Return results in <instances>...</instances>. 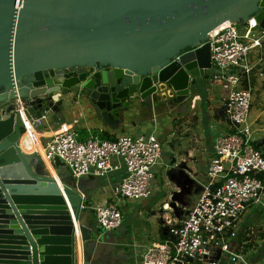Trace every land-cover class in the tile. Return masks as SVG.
<instances>
[{"label": "water", "instance_id": "water-1", "mask_svg": "<svg viewBox=\"0 0 264 264\" xmlns=\"http://www.w3.org/2000/svg\"><path fill=\"white\" fill-rule=\"evenodd\" d=\"M254 15L264 28V0H0V95L19 79L36 119L69 94L103 118L161 90L181 103L210 78L208 34ZM9 97L0 100V264H79V244L82 264H112L122 237L86 224L83 195L100 179L76 180L58 159L56 177L25 151L30 136Z\"/></svg>", "mask_w": 264, "mask_h": 264}, {"label": "built area", "instance_id": "built-area-1", "mask_svg": "<svg viewBox=\"0 0 264 264\" xmlns=\"http://www.w3.org/2000/svg\"><path fill=\"white\" fill-rule=\"evenodd\" d=\"M213 31L206 39L212 54L209 80L221 87L224 101L220 114L227 126L214 138L207 182L194 207L181 219L165 217L164 239L147 245L131 243L134 264H222L224 256L232 264H251L245 248L233 241L252 206L264 202V152L254 143L249 120L252 75L264 61V28L254 15L242 23L228 21ZM19 82L15 79L11 89L17 103L14 111L21 114L25 130L34 139L31 132H38L37 127L51 115L26 116ZM158 93L165 98L175 95L171 89ZM88 133L81 140L74 124H60L52 135L44 136L45 157L52 165L58 159L77 179L125 171L110 199L87 205L97 225L113 231L123 225V199L144 200L154 195L156 167L165 164L163 142L154 131L115 135V139L102 138L91 130Z\"/></svg>", "mask_w": 264, "mask_h": 264}, {"label": "rangeland", "instance_id": "rangeland-1", "mask_svg": "<svg viewBox=\"0 0 264 264\" xmlns=\"http://www.w3.org/2000/svg\"><path fill=\"white\" fill-rule=\"evenodd\" d=\"M210 84H211L210 91L208 90V86H206L205 88L206 98H204L203 100L200 99L192 100V98H190L186 102V104H184L185 107L181 106L179 110H176L178 106L175 103H173L172 100H170L171 98H169V101L165 106L166 109L165 108L161 109V111L171 109V111H173L172 115L166 113L160 114V116H155L154 118L145 121L144 124H142L141 126L140 125L135 126V125L136 123L140 124L142 121H137L135 123L133 122L134 119L128 120L129 119L128 118L125 122L122 123L121 127H119L117 131H115L116 135H123V134L138 135L143 132L149 133L154 131L163 142V152L165 158V160L162 159V161H165V164L162 167H160V165L156 167V176H157L158 184L156 185L154 197L151 200L150 198L144 200L123 199L121 201V206H122V210L124 211V218L126 212L137 214L138 211H136V209H138V207L141 204L143 206L144 204L148 203V205H151L150 213L156 216L155 220L157 221V224L160 225L162 222L165 221V217L172 219H181L186 215L187 212L191 210V208L194 207L195 203L198 200V197L200 196L203 187L202 185L206 182V176L202 174L201 175L202 178L199 181L194 176L196 173L194 169L191 168L192 170H190L189 168V171H187L188 161L180 162V159L187 157L191 154V157H189V159H190V163H192L193 165L196 164L197 161H192V159L198 157L200 158L198 161L200 162V167H198L197 169L202 167V169L200 170H205L204 168L205 165H203L201 159L204 162H206L209 157V154L207 151L204 150V147L206 146L204 138L205 137L207 138L208 135L214 138L221 130H223L221 124L217 122V120L221 119L217 113L220 108L219 105L221 104L220 102H216L217 97L213 94L212 91L213 89L219 92V90L221 91V87L216 83L214 84L211 82ZM252 87H254V82L252 84ZM213 95L214 98H212ZM83 101L87 102L84 97H83ZM64 107L68 108L71 112L74 111L75 116L79 118L80 116L79 111L81 109L80 101L78 103L76 101L72 102L70 105L68 106L66 105ZM252 108H251L249 120H252L255 116V113L253 112ZM88 109L90 110L91 108L88 106ZM61 112H62V108H61ZM121 115L122 112L119 114L118 118H120ZM172 116L174 117V119H172ZM48 118L49 119L45 120L42 125L37 127V129L50 128L53 125L51 124L53 119L52 116H48ZM66 118L67 119L61 118L60 121L67 120L68 122H73L74 120L71 115L70 117L66 116ZM154 119H155V124L153 123ZM79 120L80 123H78L77 125L74 124L75 129L79 133V135H84L86 133L84 129L86 125H90L93 128L100 125L99 122L95 121V119H93V117L89 115H83V118L80 117ZM205 121L207 124H205ZM213 121L214 123L210 124ZM224 122L225 123L227 122L225 118H223V123ZM173 158H175L176 162L178 161L177 165L176 164L171 165V161ZM45 164L47 163L45 162ZM112 176L116 177V174H112ZM72 177L75 178L73 175ZM75 179L78 180L77 178ZM195 181L196 183L194 184ZM103 186L106 188V191L101 192L97 190V188ZM113 187H114L113 180L103 183L98 182L96 186L90 187L91 189H90L89 197H91L90 199L91 202L95 204L97 202H101L105 198L112 196ZM165 204H168L167 210L164 209ZM142 213H140L138 216L139 221L135 218H133L131 222L127 221L125 223L123 221L124 222L123 225L118 229L120 230L121 228L122 229L127 228L128 231L127 234L136 237L135 242L141 243L143 245H147L153 241H156V240H151V241L148 240L147 231L151 232V237L153 239L155 238L157 239V237L153 231L154 227H152L154 221L149 223L147 217L145 216L147 212L143 214ZM161 216L163 218L162 220H160ZM133 224L135 225L134 233H132L133 232L132 230L134 228ZM155 225L156 223L154 224V226ZM94 226L97 225L95 224ZM131 242L133 243L134 240L130 241L129 245H131ZM131 247L132 246H130V248ZM245 254L253 258L255 257L256 253L252 250H247ZM226 259H229V257L226 256L225 262Z\"/></svg>", "mask_w": 264, "mask_h": 264}, {"label": "crops", "instance_id": "crops-1", "mask_svg": "<svg viewBox=\"0 0 264 264\" xmlns=\"http://www.w3.org/2000/svg\"><path fill=\"white\" fill-rule=\"evenodd\" d=\"M263 58H264V47H263ZM260 72H262L263 75H260ZM253 82H254V87H252L253 88V100H252L253 108H252V106H251V108L253 109V112L255 113V116H254V118L252 120H250V124H251V128H252V134H253L252 136H253V139H254V143H255L256 146H258L264 152V61H263V64L258 69H256L254 71V73L252 75V84H253ZM210 83H211V81L209 79L207 81L205 79L198 78L197 81H196V84L192 87L191 96L186 101H183L182 103H176V102H174V100H172V99H170V100H172L173 103H175L178 106V107L176 106L177 108L175 107L176 110H179L181 108V106L185 107L184 104H186V102L190 98H192V100L193 99H195V100H197V99L203 100V94H204V96H206V91L202 92L200 89L204 90L206 88V86H208V90L210 91V87H211ZM212 91H213V94L217 97L216 98L217 99L216 102H220V104H221V105H219L220 108H219V110L217 112L221 119L217 120V122H219V124H221L222 128L225 129L226 126H227V123H225V122L223 123V118L224 117L221 116V114H220V111H221L222 105H223V101H224V99L222 98L223 97V93L220 90H219V92H217L216 90L212 89ZM11 93L13 95L15 94V92H12V91L9 92V94L8 93H6V94L2 93L0 95V100H2L3 102H5L7 100H10L9 96L12 95ZM25 93H27V90H25V89H23V90L19 89V91H18V94L20 96L22 94H25ZM214 95H213L212 98H214ZM63 99H64V102H63V104L60 105V111H56L55 110L53 112H48L52 116L53 121L51 122V124H53V125L50 128H48V129H38V132L35 133V135H36L35 139L34 140H32V139L30 140L29 139L30 145H31V147L34 150L28 149V144L23 145V149L25 151H26V149H27V152L36 151L38 153V155L40 156V158L43 161H45V162H48V161L46 160V158H43V157H45L44 156V154H45L44 144H45V141H46V138H44V136L52 135L54 130H56L59 127V125L62 124V123L69 124V125H71V124H76L77 125L78 123H80L79 118L80 117L83 118V115L92 116L93 119H95V121L100 123V125H98L97 127H94V128L91 127L90 125H86L84 127L86 133L84 135L89 134L88 130H91L93 133L98 131V132H107L109 134L116 135L115 131H117V129L119 127H121L122 123L125 122L128 118H129L128 120L134 119L133 122H135V123L137 121H142L140 124L136 123V125H135V126H139V125L141 126L142 124H144L145 121L150 120L151 118H154L155 116H160V114H165V113L166 114H171V115L173 114V111H171V109L170 110L161 111V109L165 108V106L167 105L169 99L163 97L160 93H157L156 95L152 96L146 102H143V101L139 100L138 98H132L130 107L128 108V110L126 112H122V115L120 116V118H118L119 114L114 115L113 118H109V117L103 118L101 116V114H100V111L95 106H93L88 99L85 98L87 102L83 101V97H81V96H76L74 94H69L68 96L63 97ZM75 101L77 103L79 101L81 102V109L79 111V115H80L79 118H77L75 116V112L74 111L71 112L68 108L64 107L66 105L67 106L70 105L72 102H75ZM88 106L91 108L90 110L88 109ZM61 108H62V112H61ZM70 115L74 119L73 122H68L67 120L60 121L61 118L67 119L66 116L70 117ZM130 117H132V118H130ZM172 119H174L173 116H172ZM214 121H216V120H214ZM214 121L211 122L210 124L214 123ZM205 124H207L206 121H205ZM214 138H212L210 135H208L207 138L206 137L204 138V141H205V144H206V146L204 147V150L207 151L208 154H209V157H208L206 162H204L201 159L203 165H205L204 166L205 170H200V169H202V167L197 169L198 167H200V162H198L200 158H198V157L192 159V161H197V163L193 164V165H192V163H190V159H189V157H191V154L189 156H187V157H184V158L180 159V162L181 161H188V165H187L188 170L187 171H189V168H190V170L194 169L196 171L194 176L199 181L202 178V176H201L202 174L206 176L208 163H209V160H210V158H211V156L213 154V141H214ZM41 148L44 150V154H42L39 151ZM177 163H178V161L177 162L175 161V163H172V161H171V165H173V164L177 165ZM171 169H172V167H171ZM55 170L56 169H54V171ZM57 171L58 170H56L55 172H57ZM68 172H69V170H68ZM112 174H116V177H118V179L120 180L122 178V176L125 174V171L123 169H121V170L113 172V173H111V174H109V175H107V176H105L103 178H100V177H97V178L100 179L99 182H101V183L107 182V181L113 180V178L114 179L116 178V177H113ZM84 178H86V179H94L95 176L84 177ZM119 180L114 183V186L119 182ZM206 182H207V176H206ZM195 183H196V181L194 182V184ZM90 189L91 188H89L88 189L89 191L86 192V196L88 198L87 202L92 203L91 200H90L91 197H89ZM97 190L101 191V192H104V191H106V188L103 186V187L97 188ZM153 197H154V195L152 197H150V200ZM110 198H111V196L108 197L107 199H110ZM105 199H103V200H105ZM150 209H151V205H148V203L144 204L143 206L141 204L138 207V209H136V211H138V213H137L138 215L136 213L133 214V213H130V212H126L125 213L124 222L125 223L127 221L131 222L133 218H135V219H137L139 221V218H138L139 214L142 213V212L143 213L147 212V214L145 216L147 217V220H148L149 223L154 221L152 227H154L153 231H154V233L156 234V237H157V239L156 238L153 239L151 237V232L147 231L148 240L149 241H151V240L160 241V240L165 238V237L162 236V234H163V231H162L163 230L162 229L163 222L160 225L157 224V221L155 220L156 216L152 215L150 213ZM89 212H90V214L88 215V217L86 219V224L90 225V226L91 225H95V224L97 225L94 212L91 211L90 209H89ZM160 218H161L160 220L163 219L162 216ZM155 223H156V225L154 226ZM133 226H134V228L132 230L133 231L132 233H134V230H135V225L133 224ZM118 230H115L116 236L122 237V239H121L122 242H130V241H133V240L136 241L135 240L136 237H134L133 235H128L127 234V232H128L127 228L126 229H124V228L122 229L121 228L119 231ZM113 231H110V232H113ZM156 241H153V242H156ZM236 243L239 244V245L241 244V246L245 248V250H244L245 252H247V250H251V248H254V252L256 253L255 257H253V258L249 257V260H250L251 264H264V257H263L264 256V202L262 204L253 205L252 206V208L250 209L246 219L244 220V222L242 224V228L240 229L239 233L237 234L236 240L233 243V245L236 244ZM139 244H141V243H139ZM131 254H132V256H135V252H134L133 247H131ZM224 257L226 258V256H224ZM224 257L221 258L222 264H232L230 262V259H226V262H225V258ZM132 260L133 261H132L131 264H134V257H133Z\"/></svg>", "mask_w": 264, "mask_h": 264}, {"label": "flooded vegetation", "instance_id": "flooded-vegetation-1", "mask_svg": "<svg viewBox=\"0 0 264 264\" xmlns=\"http://www.w3.org/2000/svg\"><path fill=\"white\" fill-rule=\"evenodd\" d=\"M70 70L71 69H69L68 71H70ZM85 70H87V69L82 68V71H85ZM174 96L171 97L167 94L168 99L172 98V100H173ZM114 248H115V254H114L113 260L111 261L112 264L116 263V262H118V264H121V263L131 264L132 263L133 256L131 254V248H130L129 242H122V240L117 241L115 243Z\"/></svg>", "mask_w": 264, "mask_h": 264}, {"label": "bare ground", "instance_id": "bare-ground-1", "mask_svg": "<svg viewBox=\"0 0 264 264\" xmlns=\"http://www.w3.org/2000/svg\"><path fill=\"white\" fill-rule=\"evenodd\" d=\"M228 23V21L227 22H223V23H221L220 25H218L216 28H214L213 30L214 31H216L217 29H219L221 26H224V25H226ZM213 31V32H214ZM32 133V135L34 136L35 135V133H33V132H31ZM32 138L30 137V140H31ZM35 139V138H34ZM34 139H32V140H34ZM26 144H28V149H30V150H34L32 147H31V145H30V142H29V138H26V140H25V142H23V144H22V147H23V145H26ZM29 150V151H30ZM26 151H27V149H26ZM42 154H44V150L41 148L40 150H39ZM40 154V153H39ZM44 156H45V154H44ZM43 158H46V157H43ZM47 160V159H46ZM48 161V160H47ZM47 164H48V166H49V168H50V171L52 172V174H54L56 177H58L57 176V173L54 171V169H53V167H52V165L50 164V163H48V162H46ZM167 207H168V205H167ZM78 237H79V233H78ZM78 250H79V264H82V250H81V246H80V244L78 245Z\"/></svg>", "mask_w": 264, "mask_h": 264}, {"label": "trees", "instance_id": "trees-1", "mask_svg": "<svg viewBox=\"0 0 264 264\" xmlns=\"http://www.w3.org/2000/svg\"><path fill=\"white\" fill-rule=\"evenodd\" d=\"M207 81H208V80H207ZM200 90H201L202 92H205V89H204V90L200 89ZM204 98H206V96H204V94H203V99H204ZM171 99H172V98H171ZM96 132H97V131H96ZM97 133H99L100 136H101L102 138H106V139H115V135H114V134H109V133H107V132H97ZM79 138L82 140V139L85 138V135H80ZM54 167L58 170V172H59V169L62 168V167H61V164H59V163H57V162L54 163ZM118 180H119L118 177H116L115 179L113 178L114 183H115L116 181H118ZM162 236H163V237H166V235H165L164 232H163Z\"/></svg>", "mask_w": 264, "mask_h": 264}, {"label": "clouds", "instance_id": "clouds-1", "mask_svg": "<svg viewBox=\"0 0 264 264\" xmlns=\"http://www.w3.org/2000/svg\"><path fill=\"white\" fill-rule=\"evenodd\" d=\"M51 165H52V164H51ZM52 167H53L54 169H56V168L54 167V164L52 165ZM64 168H65V167H64ZM56 170H57V169H56ZM56 170H55V171H56ZM57 173H58V172H57ZM95 177H98V176H95ZM100 178H103V177H100ZM85 196H86V195H85ZM88 203H89V202L86 201V203H85V204H86V207H87V205H89ZM87 208H88V207H87ZM88 209H89V208H88ZM90 210L93 211L92 209H90ZM96 222H97V221H96ZM97 226H98V225H97ZM98 227H99V226H98ZM101 229H102V228H101Z\"/></svg>", "mask_w": 264, "mask_h": 264}]
</instances>
